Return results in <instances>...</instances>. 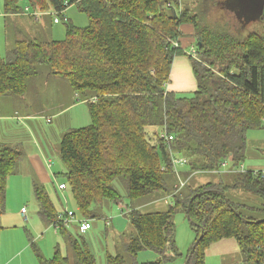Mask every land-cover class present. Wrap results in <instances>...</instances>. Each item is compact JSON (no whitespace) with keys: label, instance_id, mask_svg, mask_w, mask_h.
Returning a JSON list of instances; mask_svg holds the SVG:
<instances>
[{"label":"trees","instance_id":"trees-1","mask_svg":"<svg viewBox=\"0 0 264 264\" xmlns=\"http://www.w3.org/2000/svg\"><path fill=\"white\" fill-rule=\"evenodd\" d=\"M21 1L3 0L5 14L24 12ZM26 3L43 13H63L76 3L90 19L83 27L67 22L63 40L32 39L16 28L14 57L6 60L0 52V102L8 94L24 93L27 78L39 65L65 76L88 99L91 124L69 129L61 145L65 175L83 219L101 218L107 204H122L124 195L116 181L125 185V197L131 201L172 195L165 211L129 209L136 233L129 239L127 255H109V264H162L181 256L174 216L183 211L188 217V209L196 223L190 221L196 232L192 246L203 234L189 264H207L208 248L230 237L239 245V264H264V171L240 170L247 132L264 129V15L258 31H243L246 24L235 23L239 14H230L221 4L220 25L198 30V16L181 0ZM185 24L194 25L201 37V45L196 41L198 58L193 59L198 89L180 95L168 90V84L174 58L185 53L180 45ZM150 126L162 127L174 139L150 134ZM171 152L189 159L188 171L215 172L219 179L183 190L188 183L181 176L186 183L180 186ZM23 155L19 147L0 142V235L8 179ZM225 161L238 169L221 170ZM172 179L179 183L172 184ZM231 192L260 201L256 205L239 201L229 197ZM37 196L41 215L49 225H57L73 250L72 255H63L57 246L46 258L32 241L38 264H96L83 232L76 237L58 220L60 212L48 194L37 190ZM146 249L160 258L138 261Z\"/></svg>","mask_w":264,"mask_h":264},{"label":"rangeland","instance_id":"rangeland-1","mask_svg":"<svg viewBox=\"0 0 264 264\" xmlns=\"http://www.w3.org/2000/svg\"><path fill=\"white\" fill-rule=\"evenodd\" d=\"M181 1L184 8L190 9L193 14L198 16V30H206L220 25L221 21L218 16L222 10L219 2L225 3L226 1L224 9L229 10L230 14H235L232 12L234 8L246 12L248 17L241 16L239 20L235 21L240 25L246 24L243 31H258L262 25L264 8L259 13V7L253 8L250 4L251 0ZM260 1H251V3ZM21 5L25 8L27 6L26 1L22 0ZM1 6L3 8V0H1ZM56 17L59 18V23L55 21ZM20 18L17 28L22 29L30 38L36 40H63L67 37V22L81 27L90 23L88 15L80 11L76 3L70 5L63 13H45L38 18V21L35 19L37 17L32 18V16ZM15 29L14 24L9 22L6 28L8 35L4 33L0 40L1 56L6 60L14 57L17 41ZM195 30L198 33L196 28ZM186 36L185 33L182 38ZM0 116V142L8 146L19 147L24 154L18 161L14 174L8 179L6 207L7 214L10 211L12 213L11 209L15 212L21 211V207H24V213L21 214L23 220L21 221V217L17 215L10 217L7 221L1 220L3 228L0 235V245L2 243L13 251L20 247L26 238L30 249L22 257H18L13 264H19L23 259L26 260V264H30V256L35 260V264H38L35 251L30 244L32 241L36 247L41 249L46 258L52 257L56 249L53 248L54 239L50 243L47 239H40L44 235L46 238H51L52 231L50 233L46 231L45 226L48 223L40 213L37 190L48 194L58 211L64 212L67 209L75 212L74 219L69 223L68 229L76 237L81 233L80 224L77 220H83V217L79 212L65 175L67 167L61 159V145L64 134L69 129L91 124L89 102L82 94L73 89L65 76L51 74L49 66L39 65L37 73L27 78L24 93L8 94L2 97ZM148 132L161 135L163 128L150 126ZM29 148L35 152H28ZM245 154L246 158L241 164L240 170L264 169V129H251L247 132ZM46 159H50L51 166L48 165ZM227 168L238 169L233 168L232 165ZM182 177L188 183L187 187H183L184 190L190 187L197 188L208 182H215L219 179V174L207 171H188L183 172ZM61 182L67 184L65 190L58 188ZM174 182L179 183L176 179H172L171 183ZM115 185L124 195L122 204H107L104 209V216L90 219L91 229L86 233H81L96 256V264H109V255H127L129 239L136 233L128 215L131 207L139 208L143 212L165 211L172 202V195L166 193L162 195L152 194L131 201L125 197L127 191L125 185L120 181H116ZM228 195L239 201L246 200L245 202L252 205H256L260 201L254 196H249L247 200L246 195L243 194H232L231 192ZM107 220L110 221L109 225L106 223ZM174 220L176 223L175 243L181 256H174L175 260H163L162 264H185L188 250L196 237V232L191 227V222L185 212L176 213ZM41 229H44L43 232ZM58 235L57 239L59 238L62 254L72 255L73 250L65 243L61 234ZM167 253L169 256L174 255L171 250H168ZM159 258V254L151 249L143 250L138 255L140 262L155 261ZM206 263H241L240 249L236 239L230 237L215 242L207 250Z\"/></svg>","mask_w":264,"mask_h":264},{"label":"crops","instance_id":"crops-1","mask_svg":"<svg viewBox=\"0 0 264 264\" xmlns=\"http://www.w3.org/2000/svg\"><path fill=\"white\" fill-rule=\"evenodd\" d=\"M221 4L225 5L224 2H219V5H221ZM26 7H29V6L27 5ZM26 7L24 8V12H22V13L12 14V15L7 16L5 14V12H4V4H3V8H2L1 0H0V34H2V35H0V40L2 39V36H3L4 33L5 34L8 33V30H6V28H7L8 24H9V22H12L14 24V29H15V28L18 27V24H17L18 20H21L20 17H24V16H29V17L32 16V18L35 17V16L31 15V14L26 13V11H25ZM223 8L221 7L220 9L224 10ZM232 12H234L235 14H239L238 19H240L241 16L248 17L245 14L244 10H240V9L234 8L232 10ZM44 14L45 13H43L41 15V17ZM39 17L35 18V19H37L36 21H38ZM57 23H59V22H57ZM182 29L187 34V36L185 38L181 39V44H180L181 47L183 48V50L185 51V53L177 55L174 58L172 71H171V76H170L171 78H170V82L168 84V90L174 91V92H176V93H178L180 95H188V94H191L192 92H194V91H196L198 89V80H197V78L195 76L194 68H193V59H194V57H192L190 55V51L193 48L197 49L196 41H197L198 37H197V32L195 30L194 25L185 24V25H183ZM55 117H57V116H55ZM0 118H1V116H0ZM28 152L32 153V152H35V151H32V149L29 148ZM33 154H35V153H33ZM175 154L179 155L177 153H175ZM179 156H183V155H179ZM49 161H50V159H46V162L48 163V165H49ZM188 169L189 168L186 165V166L181 167L180 171L181 172H187ZM225 169L230 170L227 167L226 168L221 167V170H225ZM260 169H262L264 171L263 168H257L256 170H260ZM61 183H64V182H61ZM23 209H24V207H21V211L22 212L21 211H15L14 212V210L11 209L12 213H11V211L8 214L5 212L4 215L2 216V219L7 221V220L10 219V217H12L14 215H17V216L21 217V221H22L23 219H22V215L21 214L24 213ZM59 212H61V211H59ZM45 228H46V231L48 233H50V231H52V234H50L51 238L50 237L46 238L45 237L46 235H44L40 239H42V238L45 239V240L47 239V241L49 243L54 239L55 242H54L53 248L56 249L57 246H59L61 248L59 238L57 239V237H59L58 230H56L53 227V225H49V224L46 225ZM43 230L44 229H41V232H43ZM28 249H30V246H29L28 241H27L26 238L24 239V243H22L20 245V247H18L17 249H14L13 251L11 250V248L5 247L1 243V245H0V264H13L15 262V260L18 257H22L28 251ZM26 256H28V255H26ZM31 257L32 256H30V262H31L30 264H35V262H34L35 260H33V258H31ZM19 264H26V260L23 259V261H21V263H19Z\"/></svg>","mask_w":264,"mask_h":264},{"label":"built area","instance_id":"built-area-1","mask_svg":"<svg viewBox=\"0 0 264 264\" xmlns=\"http://www.w3.org/2000/svg\"><path fill=\"white\" fill-rule=\"evenodd\" d=\"M26 13L28 14H31L35 17H39L43 14V12L41 11H37V10H31L30 7H26L25 9ZM59 13H62V12H59ZM59 13H55V14H59ZM56 22H59V18L56 17L55 19ZM175 45L178 46V43L175 42ZM190 55L194 58H198V51L197 49L193 48L191 51H190ZM92 102H94L96 100V98L94 99H90ZM161 137H163L165 140H168V141H171L174 139V136L173 135H169L165 132V130H163V133L161 134ZM171 155H172V163H173V166H174V171H175V174L178 176V178L180 179V186L183 187L185 185V181L181 178V175H180V168L183 167V166H186L188 163H189V159L185 156H179V155H176L175 153L171 152ZM52 164L49 163V166H51ZM229 165V162L225 161L222 163V166L223 168H226L228 167ZM262 176L264 177V172L262 173ZM59 189L60 190H65L67 188V184L66 183H59L58 185ZM24 211V209H23ZM74 216H75V213L72 211V210H67L65 209L64 212H60L59 216H58V220H61L63 222H65L66 224L69 225L70 222H72V220L74 219ZM77 220V219H75ZM78 223L80 224L79 228H80V231L85 233L87 232L90 228H91V222H90V219H83V220H77ZM107 225L110 224V221L107 220L106 221ZM53 227L58 230V227L57 225H53Z\"/></svg>","mask_w":264,"mask_h":264},{"label":"water","instance_id":"water-1","mask_svg":"<svg viewBox=\"0 0 264 264\" xmlns=\"http://www.w3.org/2000/svg\"><path fill=\"white\" fill-rule=\"evenodd\" d=\"M249 1H250V0H249ZM251 1H255V2H257V0H251ZM251 1H250V4L253 6V8H256V7L258 8V7H259V13H261L262 10H263V8H264V0H261V1L258 2V3H251ZM226 2H227V1H226ZM226 2H225V3H226ZM257 8H256V9H257ZM245 13H246V12H245ZM198 39H199V45H201V37H199ZM189 208H190V205H189ZM188 219H189L193 224L196 225V223H195V222L192 220V218H191V215H190V213H189V209H188ZM201 237H203V234H201L200 238H198L197 241L195 242V244L192 246L191 251H190V253H189V256H188V258H187L185 264H189L190 259H191L192 255H193V253H194V251H195V249H196V247H197V245H198V243H199Z\"/></svg>","mask_w":264,"mask_h":264}]
</instances>
